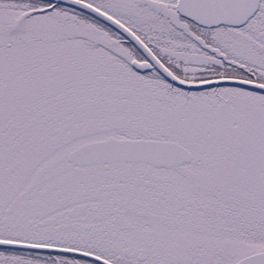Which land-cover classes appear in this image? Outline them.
<instances>
[{
	"label": "snow or ice",
	"instance_id": "snow-or-ice-1",
	"mask_svg": "<svg viewBox=\"0 0 264 264\" xmlns=\"http://www.w3.org/2000/svg\"><path fill=\"white\" fill-rule=\"evenodd\" d=\"M0 264H264V0H0Z\"/></svg>",
	"mask_w": 264,
	"mask_h": 264
}]
</instances>
